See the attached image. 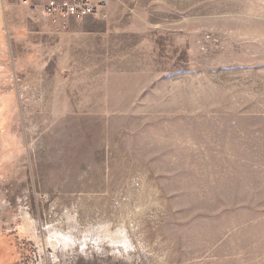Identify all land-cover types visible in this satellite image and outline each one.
I'll return each mask as SVG.
<instances>
[{
  "label": "rangeland",
  "instance_id": "rangeland-1",
  "mask_svg": "<svg viewBox=\"0 0 264 264\" xmlns=\"http://www.w3.org/2000/svg\"><path fill=\"white\" fill-rule=\"evenodd\" d=\"M48 1L0 0V264H264V0Z\"/></svg>",
  "mask_w": 264,
  "mask_h": 264
},
{
  "label": "built area",
  "instance_id": "built-area-1",
  "mask_svg": "<svg viewBox=\"0 0 264 264\" xmlns=\"http://www.w3.org/2000/svg\"><path fill=\"white\" fill-rule=\"evenodd\" d=\"M23 6L32 7L33 0H21ZM109 0H49L40 16L54 21H82L87 18H105Z\"/></svg>",
  "mask_w": 264,
  "mask_h": 264
},
{
  "label": "crops",
  "instance_id": "crops-1",
  "mask_svg": "<svg viewBox=\"0 0 264 264\" xmlns=\"http://www.w3.org/2000/svg\"><path fill=\"white\" fill-rule=\"evenodd\" d=\"M87 19H89V18H87ZM92 19H94V20H96V21H101V19H95V18H92ZM48 20V22H50L52 25H57L56 23L57 22H54L53 20H51V19H49V18H44V17H34V18H32V21H34V22H40V21H47ZM74 21L75 20H68L67 22H64V24L66 25H68L69 23L70 24H73L74 23ZM103 21V20H102ZM76 22V21H75ZM40 23H42V22H40ZM59 24H61V23H58V25Z\"/></svg>",
  "mask_w": 264,
  "mask_h": 264
},
{
  "label": "bare ground",
  "instance_id": "bare-ground-1",
  "mask_svg": "<svg viewBox=\"0 0 264 264\" xmlns=\"http://www.w3.org/2000/svg\"><path fill=\"white\" fill-rule=\"evenodd\" d=\"M112 239L116 242H126V237L122 233L112 234Z\"/></svg>",
  "mask_w": 264,
  "mask_h": 264
}]
</instances>
